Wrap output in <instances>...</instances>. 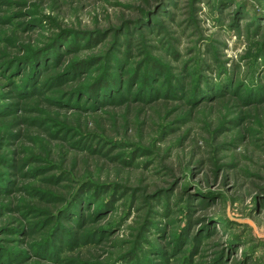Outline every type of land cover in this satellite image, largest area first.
<instances>
[{
  "label": "rangeland",
  "instance_id": "374dc122",
  "mask_svg": "<svg viewBox=\"0 0 264 264\" xmlns=\"http://www.w3.org/2000/svg\"><path fill=\"white\" fill-rule=\"evenodd\" d=\"M0 264H264V0H0Z\"/></svg>",
  "mask_w": 264,
  "mask_h": 264
}]
</instances>
